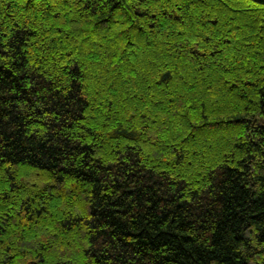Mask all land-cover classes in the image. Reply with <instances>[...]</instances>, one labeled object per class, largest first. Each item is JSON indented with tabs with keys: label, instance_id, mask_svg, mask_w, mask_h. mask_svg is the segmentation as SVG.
<instances>
[{
	"label": "trees",
	"instance_id": "16d2710c",
	"mask_svg": "<svg viewBox=\"0 0 264 264\" xmlns=\"http://www.w3.org/2000/svg\"><path fill=\"white\" fill-rule=\"evenodd\" d=\"M0 264H264V1L0 0Z\"/></svg>",
	"mask_w": 264,
	"mask_h": 264
},
{
	"label": "water",
	"instance_id": "95a60500",
	"mask_svg": "<svg viewBox=\"0 0 264 264\" xmlns=\"http://www.w3.org/2000/svg\"><path fill=\"white\" fill-rule=\"evenodd\" d=\"M264 1V0H263Z\"/></svg>",
	"mask_w": 264,
	"mask_h": 264
}]
</instances>
